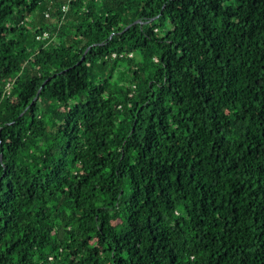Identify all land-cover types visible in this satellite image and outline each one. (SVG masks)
<instances>
[{"label": "trees", "instance_id": "1", "mask_svg": "<svg viewBox=\"0 0 264 264\" xmlns=\"http://www.w3.org/2000/svg\"><path fill=\"white\" fill-rule=\"evenodd\" d=\"M0 264H264V0H0Z\"/></svg>", "mask_w": 264, "mask_h": 264}, {"label": "built area", "instance_id": "2", "mask_svg": "<svg viewBox=\"0 0 264 264\" xmlns=\"http://www.w3.org/2000/svg\"><path fill=\"white\" fill-rule=\"evenodd\" d=\"M62 10H66V7L63 6ZM45 15L48 16V13H46ZM49 38H50V33L46 32V31H43L40 34L35 36V39L39 40V41H45V40H48ZM121 56L122 55H120V57ZM131 56H132L131 54L128 55V57H131ZM115 57H117V55L115 53H113L112 58H115Z\"/></svg>", "mask_w": 264, "mask_h": 264}]
</instances>
